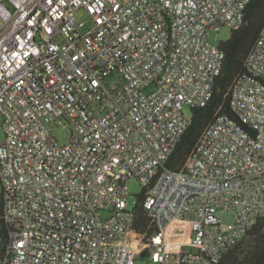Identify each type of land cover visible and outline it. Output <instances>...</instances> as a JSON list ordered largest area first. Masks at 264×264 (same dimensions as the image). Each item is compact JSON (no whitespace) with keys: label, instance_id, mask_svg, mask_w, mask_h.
Masks as SVG:
<instances>
[{"label":"built area","instance_id":"1","mask_svg":"<svg viewBox=\"0 0 264 264\" xmlns=\"http://www.w3.org/2000/svg\"><path fill=\"white\" fill-rule=\"evenodd\" d=\"M251 1L0 0V264H216L249 234L264 217V27L232 114L168 163L224 66L210 32L241 28ZM131 178L155 225L142 236Z\"/></svg>","mask_w":264,"mask_h":264},{"label":"trees","instance_id":"2","mask_svg":"<svg viewBox=\"0 0 264 264\" xmlns=\"http://www.w3.org/2000/svg\"><path fill=\"white\" fill-rule=\"evenodd\" d=\"M264 27V0H252L245 12L241 28L232 30L229 39L221 42L226 57L221 74L217 77L214 94L204 107L191 109V124L177 145L168 166L180 170L191 151L201 137L207 125L214 119L218 110L232 114L230 106V88L236 76L246 71V59L250 50ZM135 211L137 215V235L155 225L143 205V195L139 194ZM252 244H245L244 239L229 250L216 264H264V217L249 232Z\"/></svg>","mask_w":264,"mask_h":264},{"label":"rangeland","instance_id":"3","mask_svg":"<svg viewBox=\"0 0 264 264\" xmlns=\"http://www.w3.org/2000/svg\"><path fill=\"white\" fill-rule=\"evenodd\" d=\"M75 19L78 22H84L85 26L80 27V31L85 32L89 27H90V15L88 14V12L81 8L79 9L76 14H75ZM231 32L232 29L225 25L223 26L220 31H211L209 34V41L213 44H220L222 41H225L227 39H229V37L231 36ZM263 79H264V73H263ZM187 112L190 114L191 109H189L188 107H186ZM2 114L0 113V142H2L5 138V132H4V128L2 125ZM55 136L59 139V141L61 143H67L69 141V139L71 138L72 132L71 129L69 127H62V125L55 127L53 129ZM127 186L129 191L131 192V197H130V202L133 203L136 196L141 192V185L139 183V181L135 178H131L127 181ZM222 220H223V224L224 225H228L234 222L235 219V213L234 212H220ZM244 243L245 244H252L253 242V237L251 235H247L244 238ZM183 248L189 251H194L195 249L191 246H183ZM136 264H144V260H137Z\"/></svg>","mask_w":264,"mask_h":264},{"label":"water","instance_id":"4","mask_svg":"<svg viewBox=\"0 0 264 264\" xmlns=\"http://www.w3.org/2000/svg\"><path fill=\"white\" fill-rule=\"evenodd\" d=\"M143 255H145V253Z\"/></svg>","mask_w":264,"mask_h":264}]
</instances>
